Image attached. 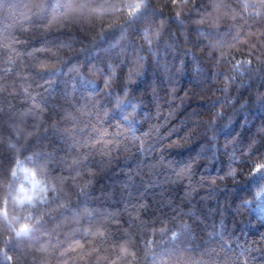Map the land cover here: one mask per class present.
Segmentation results:
<instances>
[{
  "label": "clouds",
  "instance_id": "1",
  "mask_svg": "<svg viewBox=\"0 0 264 264\" xmlns=\"http://www.w3.org/2000/svg\"><path fill=\"white\" fill-rule=\"evenodd\" d=\"M199 2L158 0L157 11L165 15L146 21L136 35L137 42L143 41L148 51L141 52L138 48L128 63L109 61L106 70L90 65L86 73L84 65L77 63L74 55L77 49L72 41L78 39L74 30L95 40L92 32H86V29H94L103 39L106 31L124 28L130 21L137 20L139 14L148 9L150 0H65L59 9L53 5L48 18L36 25L45 34L66 32L70 40H61L51 47L42 44L17 55H26L38 74L75 73L81 79L87 74L97 79V88L95 93H87L86 99L70 92L67 105L51 112L33 100V107L25 109L21 115L30 114L36 123L23 130V134L5 120L8 131L0 130V145H3L0 150V256L7 264H78L99 254L101 244L110 239L114 226H121L122 221L117 218L111 220L110 226H93L89 221L96 216V206L82 205L81 200L97 183L96 177L102 168L111 166L119 171L117 161L122 153H131L127 163L138 156L139 163L150 172L156 170L166 181L178 184L181 199L187 200L190 207L201 190L205 195L200 199H206L207 192L219 184L227 185L229 181L236 184L242 177L251 179L264 173V119L246 139L241 136L243 120L231 133L237 125L238 113L250 102L264 101V79L260 78L257 67L264 62V0H237L239 7L229 5V11L220 12L217 6L207 13H201ZM206 18H211L213 27L226 19L233 30L230 42L222 49L208 40L197 51L198 55L207 47L210 56L215 51L214 62L208 68L209 82L197 84L189 92L191 73H185L177 88L169 83L167 75L157 71L155 78L164 82L169 106L162 108L156 103L155 118L143 130L120 120L109 121L110 113L126 102L133 106L122 117L123 121L135 120L141 115L138 110L144 101L133 96V85L137 86V92L143 88L138 77L151 84L153 77L146 70L148 55L155 57L152 46L163 36L167 23L176 21L184 26L190 20L193 25H202ZM31 30L30 26L23 28L25 32ZM181 34L187 39L185 32ZM37 53H48V56L41 57ZM183 67L181 60L176 71ZM253 81L257 82L255 86ZM48 83L47 79L43 83L37 81L35 87L43 88ZM32 87V84L22 85V90L29 94ZM147 92L149 98L155 100L157 90L149 88ZM38 94L31 93L33 97ZM198 105L206 106L207 112H198ZM181 128L179 136L173 135ZM49 129L67 134L71 144L65 149L55 145L41 147L36 138L41 130L47 133ZM185 145H195L196 152L183 162L176 161L165 151L182 149ZM222 153L224 171L204 175V170L216 163ZM261 192H264V184L256 195ZM177 223L179 227L165 223L163 227L151 229L147 243L141 237L137 244L134 236L126 235L119 243L111 245L110 255L97 258L104 259L106 264H157L160 255H167L169 264H264L260 259L264 256V230L225 260L215 248L189 254L191 247L185 246L180 238L191 225L187 220ZM157 232L163 239L155 240ZM166 243L168 247L158 252L157 245Z\"/></svg>",
  "mask_w": 264,
  "mask_h": 264
},
{
  "label": "trees",
  "instance_id": "2",
  "mask_svg": "<svg viewBox=\"0 0 264 264\" xmlns=\"http://www.w3.org/2000/svg\"><path fill=\"white\" fill-rule=\"evenodd\" d=\"M64 3L65 0H45L44 3H41V0H0V130L2 131H8L5 120L17 126V130L22 131V134L23 130L33 127L36 123L34 118L30 114L21 115L25 109L33 107V100L48 107L51 112L53 109H63L67 105L70 92H74L76 97L84 96L85 99L87 93L96 92L95 77L85 74V78L81 79L75 73L65 75L63 72L54 71L38 74L31 68V62L26 55H17L27 53L42 44L51 47L61 40L65 42L70 40L66 32L45 34L36 28V25L48 18L53 5L59 9ZM229 5L239 7L237 0H200L198 7L201 13L211 12L217 6L220 12H223L230 10ZM157 7L158 0H150L148 9L139 14L137 20L130 21L124 28L116 27L106 31L103 39L94 29H86V32H92L96 36L95 40L85 33L74 30V35L78 38L72 41L74 48L77 49L74 53L76 62L84 65L85 73L90 65L103 67L106 70L109 61L116 63L124 60L128 63L138 48L141 52L148 51L143 41L137 42L136 35L146 21L165 15L164 12H158ZM25 26H30L32 30L23 31ZM182 32L186 33L187 39L181 34ZM232 34L233 30L226 19H223L218 27L212 26L211 18H206V23L202 25H193L190 20L184 26L179 22L169 21L163 36L152 46L155 57L151 53L148 55L146 70L153 77L151 84L143 77H138L143 88L137 92V86L133 85V96L137 100L144 101L138 110L141 115L135 120L123 121L122 117L133 106L131 102H126L119 109L113 110L108 120H120L135 129L143 130L155 118L156 103L161 104L162 108L169 106L164 82L155 78L156 72L167 75L169 83L177 88L181 85L185 73H191L193 79L189 80L187 85L191 92L195 85L209 82L208 68L214 62L215 56V51L211 56L208 54L207 47L197 55L198 49L208 40L222 49L230 42ZM80 48L83 51H79ZM37 55L46 57L48 53H37ZM181 60L184 61V67L177 72ZM257 67L260 69V78L264 79V62ZM46 79L49 83L43 88L35 87L37 81L43 83ZM256 83L253 81V86ZM28 84H32L33 87L29 89V94H25L22 85L26 87ZM149 88L157 90L155 100L149 98L147 92ZM33 92L39 94L33 97L31 95ZM203 94L202 90L201 95ZM207 110L206 106H197L198 112L206 113ZM12 113H15V116H12ZM144 113L146 115H143ZM238 116L237 125L233 127L231 133L236 131L240 126V120H243L241 136L242 139H246L256 124L264 119V101L259 104L250 102L246 109L238 113ZM46 119L49 117L46 116ZM182 131L181 128L173 135L179 136ZM36 139L40 141L41 147L55 145L60 149H65L72 142L67 134L62 135L52 129L47 133L41 130ZM2 149L3 145H0V150ZM165 151L170 152L176 161L183 162L194 155L196 146L185 145L182 149ZM130 155L131 153H122L121 159L117 161L119 171L111 166L102 168L96 177L97 183L81 200L82 205L96 206V216L89 221L93 226L97 224L110 226L111 220L117 218L122 221V225L114 226L113 235L101 244L99 254L78 261V264H106L104 259H98L97 256L110 255L112 244L119 243L126 235L134 236L137 244L141 237L147 243L151 229L163 227L165 223H168L169 227H179L177 221L187 220L191 227L180 239L185 246L191 247L189 254H200L215 248L225 260L233 252H239L242 245L256 239L260 231L264 230V192L256 195V191L264 184V173L257 174L251 179L242 177L236 184L231 181L227 185L219 184L214 190L207 192L206 199H200L205 195L204 190H201L196 194L197 198L192 201L193 206L190 207L187 200L181 199L178 184L174 185L166 181L165 176L156 170L150 172L148 167L139 163L138 156H133V162L127 163V157ZM224 159L222 153L219 160L205 169L203 174L211 175L217 170L223 172ZM244 164L246 167L247 160ZM81 215H83L82 211ZM124 229H128V232L125 233ZM209 233L211 235H208ZM154 235L156 241L163 239L159 232ZM227 241H231V244ZM162 247H168L167 243L163 246L157 245V251L159 252ZM260 259L264 260V256ZM0 264H7L3 256H0ZM157 264H169L168 256L160 255Z\"/></svg>",
  "mask_w": 264,
  "mask_h": 264
}]
</instances>
